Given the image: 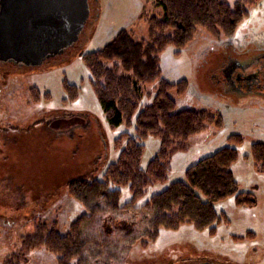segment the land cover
Returning a JSON list of instances; mask_svg holds the SVG:
<instances>
[{
	"label": "rangeland",
	"instance_id": "1",
	"mask_svg": "<svg viewBox=\"0 0 264 264\" xmlns=\"http://www.w3.org/2000/svg\"><path fill=\"white\" fill-rule=\"evenodd\" d=\"M227 1L233 5L236 0ZM89 7L90 16L79 40L64 53L40 66L0 63V264L17 250L23 235L34 231L39 220L56 221L62 233L69 232L84 207L68 195L67 183L74 177H91L101 164L118 158L116 139L126 127L108 123L83 54L102 47L121 29L133 31L138 39L147 38V19L158 9L153 0H89ZM247 9L231 34L213 35L199 28L180 54H175L173 46L162 53L163 75L173 82L183 78L189 82L183 95L172 92L176 110L220 112L224 125H210L191 137L190 147L172 156L168 180L153 186L150 193L184 179L191 164L226 145L230 135L241 134L245 141L239 146L235 172L242 189L255 195L254 202L239 205L234 197L217 202L215 208L224 212L226 220L213 231L186 223L177 230L159 229L154 239L146 244L138 239L133 246L127 242L136 240L137 235L125 238L128 235L116 234L109 250H97L91 264H196L203 260L264 264V173L245 156L252 142H264V100L258 96L242 99L228 86H219L211 72L220 66L216 62H222L221 58L212 65H202L203 57L208 58L214 46L216 50L221 46L222 51L228 43V52L235 53V44L241 58L264 48V0H255ZM64 81L77 85L76 97ZM143 91L145 106L151 103L149 92L154 95V90L146 85ZM144 143L143 168L158 152L160 140L152 135ZM121 193L122 202L132 197L127 186ZM124 213L133 214L130 210ZM81 228L91 235L96 230L88 223ZM99 232L96 238L103 243L101 238L107 236L102 234V226ZM26 264L58 262L53 253L40 248Z\"/></svg>",
	"mask_w": 264,
	"mask_h": 264
},
{
	"label": "trees",
	"instance_id": "2",
	"mask_svg": "<svg viewBox=\"0 0 264 264\" xmlns=\"http://www.w3.org/2000/svg\"><path fill=\"white\" fill-rule=\"evenodd\" d=\"M153 2L158 11L147 19V38L138 39L133 31L121 29L102 47L83 54L91 85L108 123L112 127H126L116 139L118 158L101 164L91 177L78 176L67 183L68 195L84 207L69 232L62 233L56 221L39 220L33 232L21 237L17 250L3 264H26L32 252L40 248L53 253L58 264H91L97 250H109L107 247L116 240V234L128 235L125 238L137 235L136 240L127 242L133 246L138 239L144 244L154 239L159 229L177 230L186 223L213 231L226 220L224 212L216 210L217 202L228 197H234L239 205L254 202L255 195L242 189L235 172L239 146L245 141L241 134L230 135L226 145L191 164L184 179L150 191L168 180L172 156L186 151L191 137L210 125L216 128L224 125L220 112L176 110L172 92L183 95L189 82L186 78L173 82L163 75L162 53L173 46L175 54H180L195 39L199 28L213 35L231 34L247 14V6L255 0H236L233 5L227 0ZM64 84L72 96L78 95L77 85L66 81ZM146 85L153 88L154 95L149 92L152 101L143 106ZM152 135L160 140V147L143 168L144 140ZM245 156L264 173L263 141L252 142ZM125 186L132 197L122 202ZM145 197L148 198L138 205ZM127 210L133 214L124 216ZM84 223L96 228L92 235L84 233L81 228ZM101 226L102 234L107 236L101 238L103 243L96 238Z\"/></svg>",
	"mask_w": 264,
	"mask_h": 264
},
{
	"label": "water",
	"instance_id": "3",
	"mask_svg": "<svg viewBox=\"0 0 264 264\" xmlns=\"http://www.w3.org/2000/svg\"><path fill=\"white\" fill-rule=\"evenodd\" d=\"M89 0H0V60L40 65L76 42Z\"/></svg>",
	"mask_w": 264,
	"mask_h": 264
},
{
	"label": "flooded vegetation",
	"instance_id": "4",
	"mask_svg": "<svg viewBox=\"0 0 264 264\" xmlns=\"http://www.w3.org/2000/svg\"><path fill=\"white\" fill-rule=\"evenodd\" d=\"M212 45L213 44H211V46ZM233 46L232 49L235 50V53H230V51L228 52V50L226 49L228 47V43H225L223 45L224 50L222 51L221 46L217 47L219 48L218 50H216V47L214 46V52L212 50L208 58L207 56L205 58L203 57L202 65H212V63L216 62L218 57L221 58L222 62H216L220 64V66H217L215 63L217 67H213V72H211V75L213 77H216L217 80L220 81L221 84L219 86H228L232 90L229 91L237 93L241 98L243 96H258L260 99L264 100V48L261 47L253 55L251 54L246 58H241L237 56L240 51L235 48V44ZM258 61L260 62L256 64ZM9 62L15 63L17 66L23 65L22 63H16L14 61L0 60V63ZM253 66H256V68L252 70L251 67ZM196 264L221 263H219L218 261L214 262L209 260H203L197 261Z\"/></svg>",
	"mask_w": 264,
	"mask_h": 264
}]
</instances>
